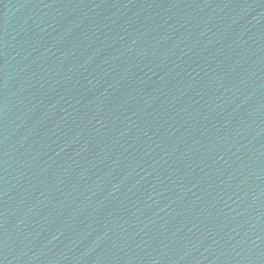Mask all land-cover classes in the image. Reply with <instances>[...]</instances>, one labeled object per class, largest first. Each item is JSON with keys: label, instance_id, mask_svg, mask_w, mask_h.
Here are the masks:
<instances>
[{"label": "water", "instance_id": "95a60500", "mask_svg": "<svg viewBox=\"0 0 264 264\" xmlns=\"http://www.w3.org/2000/svg\"><path fill=\"white\" fill-rule=\"evenodd\" d=\"M0 264H264V0H0Z\"/></svg>", "mask_w": 264, "mask_h": 264}]
</instances>
